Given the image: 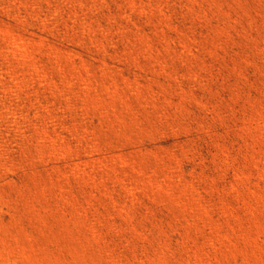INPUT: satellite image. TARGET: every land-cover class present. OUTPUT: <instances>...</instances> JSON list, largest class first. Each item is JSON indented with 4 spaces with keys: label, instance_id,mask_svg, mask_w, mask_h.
Listing matches in <instances>:
<instances>
[{
    "label": "rangeland",
    "instance_id": "1",
    "mask_svg": "<svg viewBox=\"0 0 264 264\" xmlns=\"http://www.w3.org/2000/svg\"><path fill=\"white\" fill-rule=\"evenodd\" d=\"M0 264H264V0H0Z\"/></svg>",
    "mask_w": 264,
    "mask_h": 264
}]
</instances>
